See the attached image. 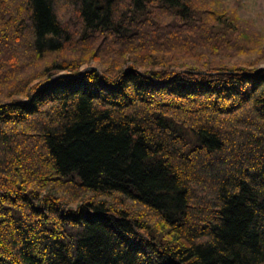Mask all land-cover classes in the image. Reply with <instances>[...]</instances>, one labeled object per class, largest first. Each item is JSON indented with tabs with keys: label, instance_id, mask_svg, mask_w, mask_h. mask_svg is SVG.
Returning <instances> with one entry per match:
<instances>
[{
	"label": "trees",
	"instance_id": "1",
	"mask_svg": "<svg viewBox=\"0 0 264 264\" xmlns=\"http://www.w3.org/2000/svg\"><path fill=\"white\" fill-rule=\"evenodd\" d=\"M223 11L0 0V264H264V69Z\"/></svg>",
	"mask_w": 264,
	"mask_h": 264
},
{
	"label": "rangeland",
	"instance_id": "2",
	"mask_svg": "<svg viewBox=\"0 0 264 264\" xmlns=\"http://www.w3.org/2000/svg\"><path fill=\"white\" fill-rule=\"evenodd\" d=\"M203 1L207 2V4L209 3L211 9L218 8L220 10L226 11L225 13H230L233 12V10H235L236 13L235 15L239 18V20L242 22H247L250 31L247 32L246 38H242L241 40L238 41V43L245 46L246 51L241 48L239 50L230 52L228 56H230L234 61L236 60L239 61L241 64L243 63L254 64L258 62L259 69H264V59L261 58V60H259L257 55H259L260 53L259 52L255 53L257 49L264 47V0H203ZM254 43L257 44L256 48H254ZM250 49H252V51ZM98 63L99 62L97 60L92 59L90 62H88L87 65H83L80 68V71L86 72L91 68L93 71L101 70V65H99Z\"/></svg>",
	"mask_w": 264,
	"mask_h": 264
},
{
	"label": "water",
	"instance_id": "3",
	"mask_svg": "<svg viewBox=\"0 0 264 264\" xmlns=\"http://www.w3.org/2000/svg\"><path fill=\"white\" fill-rule=\"evenodd\" d=\"M260 71V69L258 70V72ZM56 79H58V77H55L52 81H54V80H56Z\"/></svg>",
	"mask_w": 264,
	"mask_h": 264
}]
</instances>
